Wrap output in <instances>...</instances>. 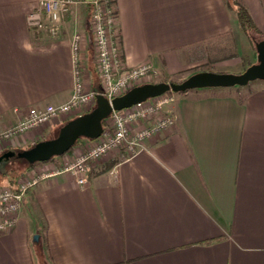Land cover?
<instances>
[{
  "label": "crops",
  "instance_id": "obj_1",
  "mask_svg": "<svg viewBox=\"0 0 264 264\" xmlns=\"http://www.w3.org/2000/svg\"><path fill=\"white\" fill-rule=\"evenodd\" d=\"M240 2L264 31V0ZM37 3L0 0V130L31 107L70 98L76 33L84 87L100 89L88 4L67 10L50 35L28 25ZM112 4L125 65L150 63L167 76L188 68L191 47L239 32L225 0ZM165 108L174 125L136 153L110 151L82 185L62 172L30 189L15 225L0 232V264H264V81L178 92ZM62 121L0 152L33 144ZM68 152L31 168L61 167Z\"/></svg>",
  "mask_w": 264,
  "mask_h": 264
},
{
  "label": "built area",
  "instance_id": "obj_2",
  "mask_svg": "<svg viewBox=\"0 0 264 264\" xmlns=\"http://www.w3.org/2000/svg\"><path fill=\"white\" fill-rule=\"evenodd\" d=\"M78 3L85 1L38 0L37 6L27 16L28 25L34 30L56 35L62 27L65 12ZM91 4L90 30L100 89L96 91L84 87L79 53L80 35L76 33L72 40L74 84L70 98L61 104L29 108L18 121L0 130V146L53 119L66 120L69 113L71 117L76 112L79 115L89 111L95 105L97 93H102L111 100L138 85L143 78L157 73V69L150 63L125 65L115 37L116 12L112 0H93ZM171 100L172 97L163 93L128 108L112 110L105 119V124L109 119V128L104 127V124L97 138L82 139V148L80 147L79 153L71 162H65L61 167L31 168L26 172L27 175L20 176L13 186H1L0 232H5L15 225L26 194L42 180L66 172L73 175L78 184L82 185L87 181L91 166L110 151L118 150L124 156L132 155L144 146L147 139L159 136L170 128L174 124V118L170 114L162 113L161 109L164 103Z\"/></svg>",
  "mask_w": 264,
  "mask_h": 264
},
{
  "label": "water",
  "instance_id": "obj_3",
  "mask_svg": "<svg viewBox=\"0 0 264 264\" xmlns=\"http://www.w3.org/2000/svg\"><path fill=\"white\" fill-rule=\"evenodd\" d=\"M84 1L92 2L93 0ZM255 47V62L239 73L199 71L180 82H145L129 88L111 100L102 93H97L95 105L89 111L76 115L61 124L55 136L39 140L27 148L6 150L0 154V161L14 156L28 164L49 161L55 156L66 153L79 138H97L103 129L102 121L109 116L112 110L128 108L168 91L184 92L205 87L245 86L256 80L264 81V39L256 41ZM33 239L37 240L38 235H35Z\"/></svg>",
  "mask_w": 264,
  "mask_h": 264
},
{
  "label": "rangeland",
  "instance_id": "obj_4",
  "mask_svg": "<svg viewBox=\"0 0 264 264\" xmlns=\"http://www.w3.org/2000/svg\"><path fill=\"white\" fill-rule=\"evenodd\" d=\"M237 1L240 2V0H237ZM90 5H91V12H92V4H90ZM89 12H90V9L88 7L85 8V15L87 16V25L88 26L90 25V16H91V13L89 14ZM89 30H90V28H89ZM90 32H91V30H90ZM89 34L90 33L88 32V35ZM88 35H87V41L89 42ZM252 36H253V39H256V38L264 39V31H260V33H253ZM90 38H92V35ZM249 39L251 40L250 37H249ZM249 39L239 28V32L238 31H232V32H229L228 34H225V35L220 36L218 38L197 44L194 47L190 48V50H191L190 51V55H191L190 61L191 62L188 65V68H186L185 70L181 71L178 74H174L172 76H167L164 74V72L162 70L155 67L157 69V73L155 75H150L147 78H143L142 80H140L139 84H142L145 82H159V81L180 82L183 79H185L186 77H188L189 75H191L195 72H199V71L239 73L243 69H245L249 65V63L255 62L256 54L254 53L253 49L250 46V42L252 40L249 41ZM91 46H92L91 51H92V57H93L92 60L93 61L90 62V69H95L96 68V62H95L96 58H95V50H94V46H93V41L91 43ZM176 93H178V92L168 91V92H166V96L173 98ZM171 101L164 103L161 110H162V113L170 114L174 118V116L170 112L166 111V108H165L166 104H168ZM81 110H83V109H81ZM81 113H84V112H81ZM67 117L68 118L66 120H63L61 124H63L64 122H66L67 120H69L75 116L70 117V113H69V114H67ZM59 119L60 118H58V120ZM54 121H56V119L55 120L53 119L52 121L48 122L47 124L52 123ZM109 124H110V122L108 119V121L104 125V127L106 126L107 128H109L107 126ZM57 131H58V127L55 130H52L51 133H50V131L49 132L47 131L48 133H46L45 135L40 137L39 140H43V139L53 137V136H55ZM82 139H84V138H82ZM82 139L78 140L74 144V146L67 153L65 160L62 161V164L65 162H71L76 157V155L79 153L80 147L82 148V145H81V143L83 142ZM31 145L32 144H30L26 147H29ZM26 147H24V148H26ZM10 149L12 150V148H8L7 150H10ZM4 151H6V150H4ZM119 152L121 154H123L121 151H119ZM1 153H3V152H0V154ZM24 164H25V162L23 160L15 157V156L11 157L9 159L1 160L0 161V187L3 185H6L8 183V181L10 180L9 177H11V175L10 176L9 175L3 176L2 173L4 171L13 173L15 170L19 169ZM51 166L57 167L55 162H54V163H49V164H45V165H38V166H36L35 169L51 167ZM26 172L27 171H24L23 173H21L19 175V177L27 175ZM19 177H17V179ZM35 235H37V234H35ZM43 258L44 257H42V259Z\"/></svg>",
  "mask_w": 264,
  "mask_h": 264
},
{
  "label": "trees",
  "instance_id": "obj_5",
  "mask_svg": "<svg viewBox=\"0 0 264 264\" xmlns=\"http://www.w3.org/2000/svg\"><path fill=\"white\" fill-rule=\"evenodd\" d=\"M86 3L88 4V8L90 9V12H89V14H90L91 13V5H90L91 2H86ZM225 3L227 5V7L232 12H234V14L236 16V20H237L238 26L241 29V31L247 36L248 39H249V37L251 38L252 41L249 39V41H251L250 42V46L253 49L254 53L256 54L255 42L260 40V39L259 38L253 39L252 34L253 33H260L261 30L256 26V24H255L254 20L252 19L250 13L248 12L246 7L242 3H240L237 0H225ZM250 64H252V63H249V65ZM105 121L106 120L102 121L103 125L105 124ZM80 139H82V138H79L78 140H80ZM13 149L14 150H20V149H23V148H12V150ZM70 149L68 151H70ZM37 163H39V162H37ZM35 164L36 163L28 164V163L25 162V164L22 167H20L19 169L15 170L13 173L4 171L2 173L3 176H8V175L10 176L11 175V177H9L10 180L8 181V183L6 185L13 186L15 184V182H16L15 180L17 179V177H19V175L21 173H23L24 171L28 170L29 168H31Z\"/></svg>",
  "mask_w": 264,
  "mask_h": 264
}]
</instances>
